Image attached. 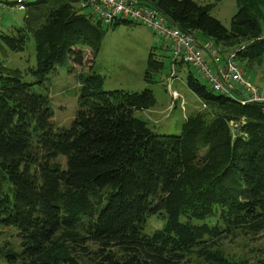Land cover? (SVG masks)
I'll use <instances>...</instances> for the list:
<instances>
[{
	"label": "trees",
	"instance_id": "16d2710c",
	"mask_svg": "<svg viewBox=\"0 0 264 264\" xmlns=\"http://www.w3.org/2000/svg\"><path fill=\"white\" fill-rule=\"evenodd\" d=\"M79 2L28 0L23 25L12 35L0 33L2 53L22 51L31 37L36 60L26 73L0 61V235L14 228L20 241L18 251L0 247V258L9 264H231L213 246L241 229H264V103L243 105L189 72L186 85L204 111L187 116L178 135L156 134L135 116L156 104L150 85L162 67L153 48L147 88L104 90L93 62L105 30ZM146 2L184 32L216 45L244 44L238 60L264 53V0H237L229 28L210 14L214 4ZM121 25L137 24L118 18L109 27ZM84 49L92 65L78 76L74 118L57 127L49 97L36 88L67 59L87 62ZM156 214L165 219L162 229L144 234Z\"/></svg>",
	"mask_w": 264,
	"mask_h": 264
},
{
	"label": "rangeland",
	"instance_id": "374dc122",
	"mask_svg": "<svg viewBox=\"0 0 264 264\" xmlns=\"http://www.w3.org/2000/svg\"><path fill=\"white\" fill-rule=\"evenodd\" d=\"M193 1L200 4H214L210 14L226 28H229L231 18L237 11V0ZM81 12L86 15L91 14L90 9H84ZM23 17V11L0 9V33L12 35L15 28L23 25ZM260 27L264 38V16ZM102 28L105 30V35L100 50L94 58L93 70L103 77L104 90L142 91L148 86L144 81V75L152 48L154 59L161 62V71L153 75L154 82L150 85L156 99L155 106L148 111L135 112V116L145 121L152 131L156 134L178 135L187 116L204 111L201 100L188 89L186 78L191 72L203 85L206 86L207 83L194 67L172 62L170 44L167 40L139 24L121 25L114 29L107 24H102ZM196 37L202 38L199 33ZM241 45L234 47L222 45L221 53ZM84 51L87 62L79 66L67 59L57 65L46 77L40 89L36 88L49 97L53 122L57 127H69L74 118L79 90L78 76L88 73L92 65L93 57L90 50L84 49ZM0 61L7 68H17L23 73L29 69H35L33 39L29 37L24 49L20 52H13L6 48L4 53L0 51ZM238 62L244 68L248 79L251 78L252 83L259 87L264 86V53L252 60L244 58ZM208 63H211L210 59ZM31 78L28 74L24 80L29 82ZM164 223V217L158 214L152 215L143 225V233L150 235L162 229ZM19 244L14 228L1 229L0 247H4V252L9 246L18 251ZM212 249L220 251L231 264H264V229L248 227L241 229L232 236L222 238ZM9 262L7 256H1L0 264H9Z\"/></svg>",
	"mask_w": 264,
	"mask_h": 264
},
{
	"label": "built area",
	"instance_id": "2783aa9c",
	"mask_svg": "<svg viewBox=\"0 0 264 264\" xmlns=\"http://www.w3.org/2000/svg\"><path fill=\"white\" fill-rule=\"evenodd\" d=\"M27 1L0 0V9L24 11ZM79 5L90 9L91 15L102 24L110 25L115 19L123 18L145 26L167 40L172 62L194 67L214 92L235 97L243 105L264 103V86L252 83L238 62V53L243 50L244 44L221 53L223 46L211 41L199 43L194 34L182 31L146 0H80ZM206 57L210 59V64Z\"/></svg>",
	"mask_w": 264,
	"mask_h": 264
},
{
	"label": "crops",
	"instance_id": "0c3cea01",
	"mask_svg": "<svg viewBox=\"0 0 264 264\" xmlns=\"http://www.w3.org/2000/svg\"><path fill=\"white\" fill-rule=\"evenodd\" d=\"M196 35H197V33H195L194 36H195V38L198 40L199 43H205V42H207V41H211V40L208 39L207 37H205V36L203 37L201 34H200V35L202 36V38H197ZM211 42H212V41H211ZM208 59H209V58L206 57V60H207V61H208ZM240 67H241V66H240ZM241 68L244 70L243 67H241ZM244 72H245V70H244ZM245 76L247 77L246 72H245ZM247 78H248V77H247ZM249 80L251 81V78H249ZM255 85H256V84H255Z\"/></svg>",
	"mask_w": 264,
	"mask_h": 264
},
{
	"label": "clouds",
	"instance_id": "9594fccd",
	"mask_svg": "<svg viewBox=\"0 0 264 264\" xmlns=\"http://www.w3.org/2000/svg\"><path fill=\"white\" fill-rule=\"evenodd\" d=\"M213 42V41H212ZM222 46V45H221Z\"/></svg>",
	"mask_w": 264,
	"mask_h": 264
}]
</instances>
